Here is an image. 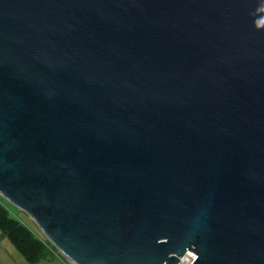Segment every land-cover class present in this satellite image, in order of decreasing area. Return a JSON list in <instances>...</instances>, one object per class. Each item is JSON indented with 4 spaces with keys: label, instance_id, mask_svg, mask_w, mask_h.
Listing matches in <instances>:
<instances>
[{
    "label": "water",
    "instance_id": "obj_1",
    "mask_svg": "<svg viewBox=\"0 0 264 264\" xmlns=\"http://www.w3.org/2000/svg\"><path fill=\"white\" fill-rule=\"evenodd\" d=\"M0 196L73 264H264V0H0Z\"/></svg>",
    "mask_w": 264,
    "mask_h": 264
},
{
    "label": "trees",
    "instance_id": "obj_2",
    "mask_svg": "<svg viewBox=\"0 0 264 264\" xmlns=\"http://www.w3.org/2000/svg\"><path fill=\"white\" fill-rule=\"evenodd\" d=\"M0 229L10 237L11 241L29 261L35 263L45 255L46 244L33 231L25 228L1 200Z\"/></svg>",
    "mask_w": 264,
    "mask_h": 264
},
{
    "label": "crops",
    "instance_id": "obj_3",
    "mask_svg": "<svg viewBox=\"0 0 264 264\" xmlns=\"http://www.w3.org/2000/svg\"><path fill=\"white\" fill-rule=\"evenodd\" d=\"M37 237L41 239L39 235H37ZM41 240L43 241V239ZM43 242L47 246L45 255L33 263L25 258L16 245L11 241L10 237L0 229V264H52V262L55 263V261L57 264H65V262L59 258V251L56 247L51 243ZM53 258H57V260L54 261Z\"/></svg>",
    "mask_w": 264,
    "mask_h": 264
},
{
    "label": "rangeland",
    "instance_id": "obj_4",
    "mask_svg": "<svg viewBox=\"0 0 264 264\" xmlns=\"http://www.w3.org/2000/svg\"><path fill=\"white\" fill-rule=\"evenodd\" d=\"M0 200L8 207L9 211L12 213V215L14 217H16L25 228L30 229L31 231H33L35 234L39 235L41 237V239H43V241L51 243L43 234L42 232L39 230V228L37 227V225L31 220V218L24 212H22L21 210H19L18 208H16L14 205H12L11 203H9L6 199H4L2 196H0ZM52 244V243H51ZM57 249V248H56ZM54 261L57 260V258H53ZM59 260V259H58ZM52 264H57V262L55 261L52 262Z\"/></svg>",
    "mask_w": 264,
    "mask_h": 264
},
{
    "label": "built area",
    "instance_id": "obj_5",
    "mask_svg": "<svg viewBox=\"0 0 264 264\" xmlns=\"http://www.w3.org/2000/svg\"><path fill=\"white\" fill-rule=\"evenodd\" d=\"M58 256H59V258H61L65 262V264H73L71 261H69L68 259L63 257L60 253H58ZM194 258H195V255L192 252L188 251L181 258L180 263L181 264H191V262L194 260Z\"/></svg>",
    "mask_w": 264,
    "mask_h": 264
}]
</instances>
